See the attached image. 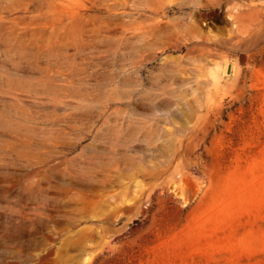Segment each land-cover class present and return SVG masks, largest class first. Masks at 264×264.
I'll use <instances>...</instances> for the list:
<instances>
[{
    "label": "rangeland",
    "instance_id": "obj_1",
    "mask_svg": "<svg viewBox=\"0 0 264 264\" xmlns=\"http://www.w3.org/2000/svg\"><path fill=\"white\" fill-rule=\"evenodd\" d=\"M0 264H264V0H0Z\"/></svg>",
    "mask_w": 264,
    "mask_h": 264
},
{
    "label": "water",
    "instance_id": "obj_2",
    "mask_svg": "<svg viewBox=\"0 0 264 264\" xmlns=\"http://www.w3.org/2000/svg\"><path fill=\"white\" fill-rule=\"evenodd\" d=\"M229 73L232 71V63H229L228 65V70H227Z\"/></svg>",
    "mask_w": 264,
    "mask_h": 264
}]
</instances>
